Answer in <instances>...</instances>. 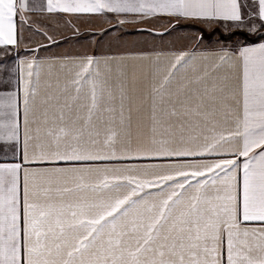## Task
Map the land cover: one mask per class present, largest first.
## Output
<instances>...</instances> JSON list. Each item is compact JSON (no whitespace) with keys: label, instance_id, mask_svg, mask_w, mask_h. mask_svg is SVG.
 <instances>
[{"label":"snow or ice","instance_id":"1","mask_svg":"<svg viewBox=\"0 0 264 264\" xmlns=\"http://www.w3.org/2000/svg\"><path fill=\"white\" fill-rule=\"evenodd\" d=\"M36 11L221 31L10 68ZM0 264H264V0H0Z\"/></svg>","mask_w":264,"mask_h":264},{"label":"crops","instance_id":"2","mask_svg":"<svg viewBox=\"0 0 264 264\" xmlns=\"http://www.w3.org/2000/svg\"><path fill=\"white\" fill-rule=\"evenodd\" d=\"M31 2H36V3H43L44 0H31ZM26 15H30L32 18H38L41 20H38L40 22V26L44 27H51L53 26L52 22H48L47 25V13H40L39 11H36L34 13H27ZM108 19H112L111 23H109L106 19L99 18V17H93L91 20H76L73 18V20H76L77 22V27L81 29V32L84 34H88V36H83L82 39H80V45H77L78 41L75 42V32L73 31H68L65 32L64 36L62 37H57L56 32L51 31L49 34L54 36L55 38V43H52L48 41L45 37L42 35H30L27 32L25 33V37L30 39V42L27 45L21 46L18 50H13L12 53L7 55L6 57H3L4 60L7 61V64L10 68L15 67L17 63L16 56L17 54L19 55L20 58L24 57H31L34 53L30 49H34L38 51V55L42 57H52V56H62V55H71V56H76V55H81L83 53H94L99 50L103 51H116V50H125V49H134L131 48L130 45L124 46L120 49V46H117L115 43L112 42L111 39L107 40V35L106 31L107 30H115L117 25H114V22L112 21L116 20L114 15L111 13L106 14ZM131 20L132 18L129 17ZM162 23L159 25L155 24L153 21L152 23H149L147 21H140V22H131L128 23L130 25L132 24H138L143 28L149 29L152 27L156 28V31L159 33H163V36H156L155 34H150L149 32L145 31L144 33H138L141 35L137 36H144V47H156L158 50H163V51H172V50H177L180 48H183L185 45L189 44L191 41L188 38L187 42L184 39H175L173 36L170 37L169 35H165L167 32L168 34L172 32L179 31L181 25L175 24L174 27L167 26V19L168 18H160ZM36 21V20H34ZM184 21V20H181ZM45 22V23H42ZM109 23L108 27L106 26L105 23ZM184 23L185 25H192L194 27L200 28V29H210L209 27L199 24V23H194L191 21H185V22H180ZM184 25V26H185ZM211 28H214L213 30H217L218 32L221 31L219 27L213 26ZM145 29V30H146ZM204 29V30H205ZM139 32L141 30H138ZM143 32V31H142ZM185 34V33H184ZM39 36V37H38ZM129 38H135L134 36L128 34L127 35ZM182 37H185L184 35ZM186 38V37H185ZM217 37H211L209 40H205L203 47H215V41L217 40ZM229 43H235V41H231ZM195 47V44L192 45ZM55 71L59 72V68H57ZM64 73L61 72V75L63 76ZM13 80L15 81V76L13 75Z\"/></svg>","mask_w":264,"mask_h":264},{"label":"rangeland","instance_id":"3","mask_svg":"<svg viewBox=\"0 0 264 264\" xmlns=\"http://www.w3.org/2000/svg\"><path fill=\"white\" fill-rule=\"evenodd\" d=\"M32 20H36L35 21L36 24L34 25V27H38L39 31L42 32L44 30V27H39L40 26L39 25L40 22H38V20H41V19L33 17ZM110 20H112V19H110ZM49 21L53 23V26H51V27L47 26L46 27L48 29L49 33L51 31H54V32H56L57 37H62V36H64L65 32H68L71 29L70 31L75 32L74 41L75 42L78 41L77 45H80V39H82L83 36H88V34L82 33L81 29L77 27V23H76L77 21L76 20L72 19V25H74L75 28L72 25L66 24L64 20H48L47 21V25H48ZM113 22H114V25H117V27L115 28V30H107L106 31L107 40L111 39L113 43H115L117 46H120V49L122 47L128 46V45H130L131 48H140V47H144L145 46V44H144V36H137V35H141V34H138V33H144L146 28H143V27H141L138 24L130 25V24L126 23V24H122L121 25V24H119L117 22V20L112 21V23ZM181 22H185V21H181ZM42 23H45V22H42ZM105 24L108 27L109 23L107 22ZM177 25H181V26L183 25V26L178 28V29H180L179 31L172 32L170 34H168V32H167L165 35H169L170 37L173 36L177 40L178 39H184L187 42L188 38L190 39V41H192L193 38L195 37V35L197 34V32H199L197 30V27H194L192 25H185L184 23H179ZM166 27H168V25ZM175 28H176V26H175ZM75 29H78L79 31L77 32ZM204 29H203L204 32L210 33V32L213 31L214 28L205 29V30ZM138 30H141V31L139 32ZM27 33L32 35L30 32H27ZM128 34L134 36L135 38H129L127 36ZM37 35L41 36L40 34H36V36ZM183 35L186 38L182 37ZM211 37H216V36H211ZM205 40H207V39H205Z\"/></svg>","mask_w":264,"mask_h":264},{"label":"trees","instance_id":"4","mask_svg":"<svg viewBox=\"0 0 264 264\" xmlns=\"http://www.w3.org/2000/svg\"><path fill=\"white\" fill-rule=\"evenodd\" d=\"M197 30L199 31V32H203L204 33V35H205V39H209L211 36H213L212 35V33L213 32H218L217 30H213L212 32H210V33H206V32H204L202 29H199V28H197ZM218 38V37H217Z\"/></svg>","mask_w":264,"mask_h":264}]
</instances>
